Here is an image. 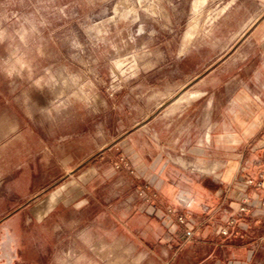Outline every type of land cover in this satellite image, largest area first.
<instances>
[{"label": "rangeland", "instance_id": "obj_1", "mask_svg": "<svg viewBox=\"0 0 264 264\" xmlns=\"http://www.w3.org/2000/svg\"><path fill=\"white\" fill-rule=\"evenodd\" d=\"M262 19L264 0H0V264H264V210L252 197L255 187L241 218L249 227L218 233L239 207L237 179L264 182L260 114L230 119L228 127L215 119L218 132L245 133L229 158L196 149L206 121L178 119L201 97L188 94L208 92L222 105L236 90L226 81L248 80L252 66H263L264 47L248 38ZM256 90L264 101V88ZM42 127L55 137L69 132L70 169L34 194L29 180L41 172L40 146L27 130ZM217 162L216 170L210 164ZM165 163L227 189L237 206L215 234L196 233L189 217L158 204ZM32 165V172L21 169ZM258 193L264 201V188ZM119 196H133L134 233L122 226L123 216L105 212ZM146 229L160 240L174 237L171 261L147 253Z\"/></svg>", "mask_w": 264, "mask_h": 264}, {"label": "crops", "instance_id": "obj_2", "mask_svg": "<svg viewBox=\"0 0 264 264\" xmlns=\"http://www.w3.org/2000/svg\"><path fill=\"white\" fill-rule=\"evenodd\" d=\"M248 38L255 42L257 46L264 47V19L255 23L253 29L248 34ZM242 68L245 70L249 67L243 66ZM242 68L239 70L242 71ZM252 68L254 72L252 78L246 80L238 75L224 83L227 87H233L236 88V90L227 95L226 102L222 105L216 104L214 94L208 92L204 94L202 92H195L199 93L197 97H191V93L188 94L187 99L201 97L184 105L178 112V119L195 118L206 121L205 128H201L200 126L197 128V132H199L197 135H202L204 139L201 141L202 145H199L196 149L201 150L203 153L211 157L214 154L215 149L221 150L227 153L226 155L229 158L230 152L238 151L245 142V133L242 130L233 131L232 135L230 133H225L223 128L218 132L217 124L214 122L216 118L223 121L222 125L226 127H228L226 121L230 119L245 121L246 119H253L257 114H260L259 118L264 122V114L262 115L261 113L262 104H264L263 94L261 91L256 90L264 88V64L262 67L256 68L255 66H252ZM204 98L205 100L203 104L199 105L198 103ZM182 99L183 97L181 96L179 101ZM251 106L253 107L254 112L250 110ZM251 113L253 115H250ZM258 124V121L254 122L251 128L257 127ZM262 126L263 125H261L252 136H255ZM27 131L29 133L27 136L31 138L30 140L35 141L40 146L37 156L41 159L38 165L41 168V172L38 177L30 175L29 180L30 184L35 185L31 190L34 194H39L46 191L49 186L59 180L63 176L64 171L70 169V156L68 154L70 151V134L69 132H66V134L62 133L55 137V135L51 134V131H48L44 127L36 129L29 128ZM249 133H251L250 129L247 131V134ZM19 135H22V133L18 134V136ZM79 136L82 137V135ZM225 137L227 140L235 143H227ZM209 138L211 140L210 145H208ZM236 138L238 140L237 142ZM51 141L57 146V151H60V157H55V154H53L56 151L55 148L50 146ZM22 142L25 143L27 141ZM109 149V147L103 149L101 145H97L96 150H104L106 152ZM85 150V148L83 150L80 149V151ZM48 160L53 161V163L50 161L48 162ZM84 161L85 154L78 159L74 166H79ZM238 163H240L239 158L237 160V164ZM214 164H218L216 170L221 166V163L219 162L210 165L213 166ZM34 166H29V168L23 166L21 169L27 168L32 172L31 169L34 168ZM163 170L162 177H159L162 189L159 193L158 204L165 207L167 205V207L175 209L177 213H182L189 217V220L194 224L192 227L195 229L194 231L196 233L198 232L202 235L205 234L207 237L215 234V230L219 225L217 222L226 218L236 209V203L231 202L228 199L229 196L227 194V189L217 187V184H219L217 180L201 174L186 175L178 170H173L168 166V163L163 165ZM216 170L215 172L212 171V174L216 173ZM229 173L230 170L226 175L228 176ZM110 201V206L105 208L106 214L112 217L123 216L124 221H122V226L125 227L126 232L134 233L135 209L133 196L126 198L119 196L118 199H111ZM115 201L116 204L113 206ZM42 207H39L37 211L42 209ZM51 211H53V209ZM51 211H49L44 217H46ZM118 222L119 219L117 218V227L119 224ZM145 223L147 225L151 224L150 218L145 219ZM152 224L158 228V232L161 234L159 224ZM153 234H155L153 230H145V240L147 238V242L145 243L146 247L149 249V252L147 253L150 255V253L155 254V251H157V254L154 256L158 261H171L176 256L175 250L176 252L178 251V243H176L174 237L165 235L166 238L160 240V237L157 239ZM166 254H169L168 258L166 257Z\"/></svg>", "mask_w": 264, "mask_h": 264}, {"label": "built area", "instance_id": "obj_3", "mask_svg": "<svg viewBox=\"0 0 264 264\" xmlns=\"http://www.w3.org/2000/svg\"><path fill=\"white\" fill-rule=\"evenodd\" d=\"M237 186L236 189L239 191V195L237 197V200L239 202V207L236 211V213L231 214L226 224L219 227L218 233L227 236L231 233V231L238 227L242 230H246L249 227L248 223H245V221H242L241 218L246 214L248 211V207L250 206V193L249 190L252 187L256 188V193H252V197L257 200V207L259 208V211L264 210V201L259 199V193L258 191L261 188H264V182L263 181H257L256 179L250 177V176H240L237 179L236 182ZM256 206V205H255ZM181 222H183L182 218H180Z\"/></svg>", "mask_w": 264, "mask_h": 264}, {"label": "bare ground", "instance_id": "obj_4", "mask_svg": "<svg viewBox=\"0 0 264 264\" xmlns=\"http://www.w3.org/2000/svg\"><path fill=\"white\" fill-rule=\"evenodd\" d=\"M199 95V93H196V94H193L192 96H194V97H196V96H198ZM110 262V264H121L122 262H124V261H122V260H119V259H113V260H109Z\"/></svg>", "mask_w": 264, "mask_h": 264}]
</instances>
